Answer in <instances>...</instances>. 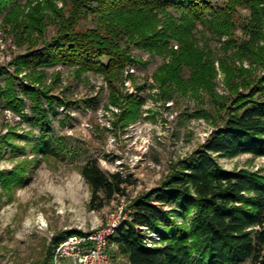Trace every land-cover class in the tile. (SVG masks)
Listing matches in <instances>:
<instances>
[{
  "label": "trees",
  "instance_id": "obj_1",
  "mask_svg": "<svg viewBox=\"0 0 264 264\" xmlns=\"http://www.w3.org/2000/svg\"><path fill=\"white\" fill-rule=\"evenodd\" d=\"M263 2L0 0L4 25L11 26L18 44H29L14 62L18 71L28 67L34 79L42 80V67L55 64H68L77 75L100 72L109 82L110 100L118 103L121 96L115 82L122 67L134 63L132 47H140L163 58L153 76L164 94L172 97L175 92L191 91L198 95L205 90L222 109L223 114L218 116L221 122L205 143L183 158L159 186L140 193L131 202L130 218L113 232L109 253L114 243L129 264H264V174L243 167L223 168L216 159L239 153L264 156V85L254 82L248 69L235 65L236 58L244 57L264 65V46L256 44L262 36ZM238 8L252 11L248 23L242 26L246 32L251 31L250 42L238 43L235 37L234 14ZM81 19L90 20L91 25L81 27ZM51 21L57 30L47 40L45 32ZM208 32L218 38L228 36L221 44L224 53L217 59L234 97L216 94V56L205 42ZM174 43L178 49H174ZM185 70L189 78L183 75ZM11 79L9 76L3 93L0 88V98L17 109L20 103ZM22 89L32 99L31 120L39 128L36 151L53 153L50 118L57 115L54 102L61 99L24 84ZM132 103L136 109L137 102ZM7 140L1 143L7 145ZM80 171L90 188L88 207L92 209L111 201L128 181L119 171L103 170L95 158H88ZM19 172L5 180L8 188L19 181ZM4 178L0 176V181ZM141 224L161 234L160 245L148 247L143 242L144 235L136 227ZM75 232L79 231H70ZM70 233L57 234L54 244ZM42 264H51V260Z\"/></svg>",
  "mask_w": 264,
  "mask_h": 264
},
{
  "label": "rangeland",
  "instance_id": "obj_2",
  "mask_svg": "<svg viewBox=\"0 0 264 264\" xmlns=\"http://www.w3.org/2000/svg\"><path fill=\"white\" fill-rule=\"evenodd\" d=\"M223 1L210 0L214 4ZM57 3L62 6L60 1ZM251 14L247 8L235 11L238 43L250 42L251 31L246 32L242 26ZM2 16L0 88L3 93L8 77H12L20 106H7L6 98H0V176L5 177L0 181V264H42L52 262L57 234L102 227L112 211H121L125 219L129 218L131 202L140 193L159 186L183 158L205 143L221 122L218 116L223 112L205 90L198 95L191 91L175 92L172 97L164 94L153 76L163 58L140 47H132L134 63L125 64L115 82L121 96L118 103L110 100L109 82L100 72L83 71L77 75L74 67L55 64L42 67V80L34 79L28 67L18 71L14 62L29 44L16 42L11 26L4 25ZM86 25L90 26L91 21L81 19L80 26ZM261 29L262 36L256 44L264 46V18ZM56 30L57 25L49 22L46 39L53 37ZM227 38L208 32L205 40L216 56L213 82L220 97L235 96L217 59L224 53L221 44ZM173 47L178 49L175 43ZM235 65L248 69L254 82L264 85V65L257 60L236 58ZM183 75L190 76L187 70ZM23 84L61 99L54 102L57 115L50 118L53 153L36 151L39 128L31 120L32 99L23 91ZM133 101L137 102L136 109ZM205 132L208 136H203ZM2 139H8L9 144H2ZM88 158L97 159L107 172L121 171L123 177H128L122 192L98 209L88 207L91 192L80 171ZM216 159L223 168L243 167L264 174V156L239 153ZM16 170L21 172L19 181L8 188L5 180ZM109 248L113 264H129L117 252L116 244L111 243Z\"/></svg>",
  "mask_w": 264,
  "mask_h": 264
},
{
  "label": "built area",
  "instance_id": "obj_3",
  "mask_svg": "<svg viewBox=\"0 0 264 264\" xmlns=\"http://www.w3.org/2000/svg\"><path fill=\"white\" fill-rule=\"evenodd\" d=\"M203 136H208V133ZM129 218L125 219L121 211H112L104 226L70 233L54 246L51 264H113L108 249L109 240L115 229ZM136 227L144 235L143 242L148 247L161 244V234L157 230L145 224Z\"/></svg>",
  "mask_w": 264,
  "mask_h": 264
}]
</instances>
